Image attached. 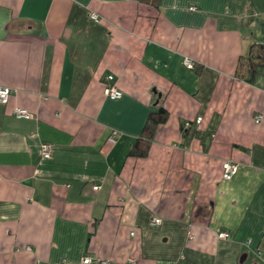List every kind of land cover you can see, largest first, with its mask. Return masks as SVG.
<instances>
[{"label": "crops", "instance_id": "1", "mask_svg": "<svg viewBox=\"0 0 264 264\" xmlns=\"http://www.w3.org/2000/svg\"><path fill=\"white\" fill-rule=\"evenodd\" d=\"M261 43L264 0H0V264H264Z\"/></svg>", "mask_w": 264, "mask_h": 264}, {"label": "built area", "instance_id": "2", "mask_svg": "<svg viewBox=\"0 0 264 264\" xmlns=\"http://www.w3.org/2000/svg\"><path fill=\"white\" fill-rule=\"evenodd\" d=\"M90 17L95 20L99 21L101 20V17L98 13L91 12ZM184 64L188 68L194 67V62L190 58L186 57L184 59ZM114 76L113 75H107L105 78V88L104 93L106 96L111 98H119L122 95V91L113 83ZM13 93L12 89L6 86H0V102H7L9 100L10 95ZM14 114L20 117L30 118L32 117V114L25 108H16L14 110ZM262 116L259 114L256 116V121H260ZM198 123L202 121V117L199 116L195 119ZM190 122L186 121L185 126H189ZM116 134V132L114 133ZM51 150H52V144L49 142H45L42 144V155L44 158H49L51 156ZM223 167V177L225 179H231L232 176L238 171L239 169V163L233 161V160H225L222 164ZM98 187L97 185L95 186ZM162 219L160 217H155L152 221V224H159L161 223ZM230 233L227 230H221L218 232V236L221 238L228 237ZM82 261L84 263H90L93 261V258L90 256H84ZM134 258H130L129 262H134ZM102 264H108L109 262L107 260H101Z\"/></svg>", "mask_w": 264, "mask_h": 264}, {"label": "trees", "instance_id": "3", "mask_svg": "<svg viewBox=\"0 0 264 264\" xmlns=\"http://www.w3.org/2000/svg\"><path fill=\"white\" fill-rule=\"evenodd\" d=\"M264 66V44H253L249 52L240 57L236 76L247 82H252L259 67ZM168 111L161 105L152 111L145 124L143 135L133 145L130 154L134 156H146L151 141L155 135L156 128L167 118Z\"/></svg>", "mask_w": 264, "mask_h": 264}, {"label": "water", "instance_id": "4", "mask_svg": "<svg viewBox=\"0 0 264 264\" xmlns=\"http://www.w3.org/2000/svg\"><path fill=\"white\" fill-rule=\"evenodd\" d=\"M157 90L156 89H154V92H156ZM161 95L159 94V97H160ZM159 101V99L156 101V103ZM242 257H245V254H244V256H242Z\"/></svg>", "mask_w": 264, "mask_h": 264}, {"label": "rangeland", "instance_id": "5", "mask_svg": "<svg viewBox=\"0 0 264 264\" xmlns=\"http://www.w3.org/2000/svg\"><path fill=\"white\" fill-rule=\"evenodd\" d=\"M189 122H190V124H191V121L190 120H188ZM195 121V120H194ZM186 122V121H185ZM185 122H184V125H185ZM263 252V251H262Z\"/></svg>", "mask_w": 264, "mask_h": 264}]
</instances>
